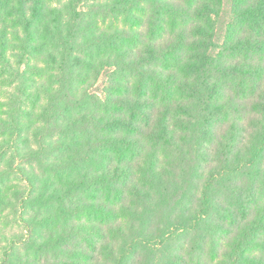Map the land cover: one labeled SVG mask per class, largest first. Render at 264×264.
<instances>
[{"label":"trees","instance_id":"obj_1","mask_svg":"<svg viewBox=\"0 0 264 264\" xmlns=\"http://www.w3.org/2000/svg\"><path fill=\"white\" fill-rule=\"evenodd\" d=\"M0 264H264V0H0Z\"/></svg>","mask_w":264,"mask_h":264},{"label":"rangeland","instance_id":"obj_2","mask_svg":"<svg viewBox=\"0 0 264 264\" xmlns=\"http://www.w3.org/2000/svg\"><path fill=\"white\" fill-rule=\"evenodd\" d=\"M1 97H2V96H0V100L2 99Z\"/></svg>","mask_w":264,"mask_h":264}]
</instances>
